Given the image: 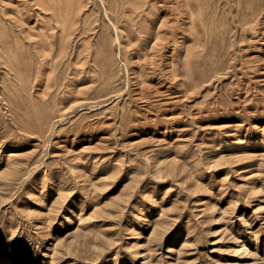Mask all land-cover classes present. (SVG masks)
Masks as SVG:
<instances>
[{"label": "rangeland", "instance_id": "obj_1", "mask_svg": "<svg viewBox=\"0 0 264 264\" xmlns=\"http://www.w3.org/2000/svg\"><path fill=\"white\" fill-rule=\"evenodd\" d=\"M0 264H264V0H0Z\"/></svg>", "mask_w": 264, "mask_h": 264}, {"label": "bare ground", "instance_id": "obj_2", "mask_svg": "<svg viewBox=\"0 0 264 264\" xmlns=\"http://www.w3.org/2000/svg\"><path fill=\"white\" fill-rule=\"evenodd\" d=\"M179 3H180V2H179ZM162 4H163V3H162ZM160 7H161V6H160ZM163 11H164V10H163ZM164 16H166V15H164ZM165 25H166V24H165ZM165 25H164V26H165ZM161 27H162V26H161ZM244 30H245V29H244ZM169 52H170V51H169ZM239 249H240V251H241V250L243 249V245H242V246L240 245V248H239ZM244 250H245V249H244ZM247 253H248V252H247Z\"/></svg>", "mask_w": 264, "mask_h": 264}]
</instances>
